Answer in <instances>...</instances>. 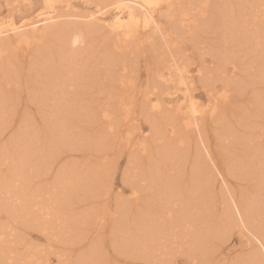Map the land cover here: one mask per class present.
Wrapping results in <instances>:
<instances>
[{"label": "bare ground", "instance_id": "obj_1", "mask_svg": "<svg viewBox=\"0 0 264 264\" xmlns=\"http://www.w3.org/2000/svg\"><path fill=\"white\" fill-rule=\"evenodd\" d=\"M0 1V264H264V0Z\"/></svg>", "mask_w": 264, "mask_h": 264}, {"label": "rangeland", "instance_id": "obj_2", "mask_svg": "<svg viewBox=\"0 0 264 264\" xmlns=\"http://www.w3.org/2000/svg\"><path fill=\"white\" fill-rule=\"evenodd\" d=\"M20 2H21V6L23 7H25V9L26 8H31V10L30 11H28V13L27 14H29V16H30V18H32L34 15H37V14H39V13H41V14H44L45 12H47V11H49V7H48V5H47V3L46 2H44L43 0H19ZM19 3V2H18ZM78 3V2H77ZM31 5V6H30ZM78 5H79V3H78ZM0 7H1V9H0V14H2V15H0V22L1 23H8L11 19H12V21H15L16 23H18V22H20V21H22L23 19H22V17H24L25 15L23 14H21L20 12L19 13H17V14H15V16H8V14H7V12H6V6H5V4H4V2L3 1H0ZM6 7V8H5ZM81 8V7H80ZM39 12V13H38ZM26 14V15H27ZM26 17V16H25ZM28 17V16H27ZM8 21V22H7ZM77 31L79 34H81V36L82 37H84V38H81L80 36H78V35H76L75 34V36H77V37H73L72 36V38H69V41H68V37H71V35L73 34L74 35V33H77V32H74V31ZM75 30H71V32L67 35V37H65L66 38V42H64L63 44H46V50L48 49V48H51V49H48L47 51H44L43 53L46 55V56H43L42 58L44 59V60H47V59H50V55H52L53 57L54 56H56V57H54L53 59H52V57H51V59L53 60V61H58V58L60 57V55H65V56H67L71 61L70 62H73L74 60H75V58L78 60V61H80L81 60V58H83V57H85V56H87V53H88V47L91 45V44H88V38L85 36V33L84 32H82L81 30H80V28L79 27H77ZM74 32V33H73ZM77 33V34H78ZM79 37V38H78ZM76 38L77 39H82V41L81 40H76ZM74 40H75V42H74ZM68 41V42H67ZM80 42H82V43H80ZM65 44H67L66 45V47H65ZM25 45H27V44H22V48L20 47V49H23V47L25 48V49H27L26 47H25ZM55 45H57V48H60V50H59V52L57 51L58 49L56 48V46ZM66 48V49H65ZM53 49V50H52ZM69 49V50H68ZM75 49V50H74ZM83 49V50H82ZM81 50V51H80ZM55 51H57V52H55ZM70 51V52H69ZM75 51H76V54H75ZM84 51V52H83ZM47 52H49V53H47ZM54 52H55V54H54ZM85 52H87V53H85ZM51 53V54H50ZM82 53H84V54H81ZM67 54V55H66ZM70 54H72V56L70 55ZM75 55H77V56H75ZM48 56V58H46ZM69 56H71V57H69ZM73 56H74V58H73ZM25 60H27V58L25 59ZM138 65L139 66H142L143 65V63H144V61H143V58H141V57H139V60H138ZM142 63V64H141ZM56 64H58V63H56ZM140 72H141V77L142 76H144V72H143V70L141 69L140 70ZM142 79H143V77H142ZM248 88V87H247ZM101 95V97L102 96H104V94H100ZM22 100H24L25 99V94L24 93H22ZM49 98V100L51 101V99H50V97H48ZM200 100H201V102L203 103V102H205L204 101V98L203 97H200L199 98ZM48 100V101H49ZM242 102H244V101H242ZM51 103V102H50ZM245 103V102H244ZM30 106V105H29ZM33 106V105H32ZM31 106V107H32ZM167 107L169 106V107H171V106H173L172 104H167L166 105ZM10 131V132H9ZM141 131H143L144 133H147L148 132V130H147V128H142V130ZM11 132H12V130H10V129H6V131H4L3 133H2V135H1V139H0V142H5V140H7V137H9V135L11 134ZM210 140H211V138H209ZM257 140H260V141H262L263 139L260 137V136H257V138H256ZM74 158V159H73ZM72 159L73 160H79L80 158L79 157H72ZM71 159V160H72ZM124 166H125V164L123 163L122 164V169L124 168ZM51 179V178H50ZM120 176H118L117 178H116V180L114 181L115 182V184H114V186H113V189H112V191H113V193L115 194V193H117V191H121V189H122V184H121V182H120ZM123 191V197L125 196H127L128 195V193H129V191L127 190V189H125V190H122ZM1 216V218L2 219H4V218H6L4 215H0ZM5 221V220H4ZM30 233H31V235L28 237L30 240L29 241H31L32 243H34L35 244V242L39 245V246H42V243H45V241H44V239H43V237L40 235V233H38V232H32V231H29ZM34 242H33V241ZM234 244V245H233ZM236 245V246H235ZM232 246H234V248H235V250H238V246H237V243H236V240L235 239H233L232 241H231V243L229 244V246H228V248H230V247H232ZM43 247V246H42ZM234 248H233V250H234ZM237 248V249H236ZM231 251V252H234V251ZM109 255H112V254H109ZM51 259H53L54 257H50ZM119 259H121V257H118ZM119 259H117V262H119V263H121V264H123L122 263V261H118ZM55 260L53 259V264H55ZM126 264H130V263H126Z\"/></svg>", "mask_w": 264, "mask_h": 264}]
</instances>
